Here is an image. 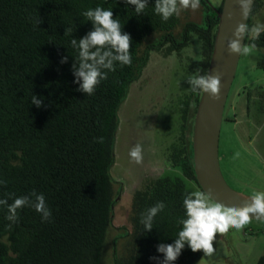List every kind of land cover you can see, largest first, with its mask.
I'll use <instances>...</instances> for the list:
<instances>
[{
    "label": "trees",
    "instance_id": "1",
    "mask_svg": "<svg viewBox=\"0 0 264 264\" xmlns=\"http://www.w3.org/2000/svg\"><path fill=\"white\" fill-rule=\"evenodd\" d=\"M200 2L201 21L178 29L177 16L163 22L155 13L156 0H146L139 13L126 0H0V180L6 182L0 184V199L11 204L27 195L34 200L30 193L35 190L52 213L50 221L42 222L39 213L24 207L9 229L7 205H0V264H99L117 194L109 169L118 107L150 51L179 52L192 34L201 54L194 78L205 75L217 18L207 0ZM98 6L112 10L121 34L129 35L132 63L121 67L115 62L114 72L101 68L108 78L87 95L78 90L83 83L74 75L79 49L71 40L78 44L94 30L82 13ZM260 7L261 1L254 0L250 16ZM249 18L243 45L264 48V31L253 40ZM192 87L178 102L179 130L167 147L169 163L180 172L146 178L132 193L129 227L120 244L118 236L112 242V264H164L158 246L178 239L179 221L186 218L183 198L190 192L185 181L197 184L189 135L201 90L193 93ZM258 95L262 111L264 93ZM33 96L41 107L32 103ZM158 201L166 207L148 231L141 221ZM202 254L185 243L170 264H196ZM254 264H264V253Z\"/></svg>",
    "mask_w": 264,
    "mask_h": 264
},
{
    "label": "rangeland",
    "instance_id": "2",
    "mask_svg": "<svg viewBox=\"0 0 264 264\" xmlns=\"http://www.w3.org/2000/svg\"><path fill=\"white\" fill-rule=\"evenodd\" d=\"M260 1L259 11L249 18V33L253 26L264 25V0ZM207 2L212 9L220 3L219 0ZM200 9L201 6L197 11L190 8L181 9L177 28L186 22L199 23L203 14ZM200 58V41L192 34L187 45L179 52L164 54L163 50L150 51L139 76L128 86L126 97L117 110L114 160L109 169L117 194L112 204L110 226L99 264H112V242L118 236L116 243L120 244L125 229L129 227L131 196L140 187L142 180L180 172L178 167L169 163L167 147L177 136L178 102L191 87L190 79L195 77ZM261 65H264V48L256 47L248 56L239 55L224 103V111L227 109L230 95L233 92H241V79L242 83L246 84V89L257 83H264ZM262 100L264 106V99ZM259 101L258 95L257 102ZM239 110L241 111L240 108ZM258 124L255 132L260 127V120ZM239 128L252 133L251 127L244 128L243 123L234 124L233 127L225 123L220 125L219 166L231 188L246 195H253L257 191H264V178L259 181V177L264 176V167L256 157V143L247 145L246 139L240 135ZM261 136L264 137V128L261 130ZM137 143L143 147V161L140 164L133 162L129 156L131 148ZM242 181L247 185L244 186ZM185 183L189 191H200L193 181ZM213 246L216 248L215 254L206 257L203 253L196 264H254L257 257L264 253V220L252 219L240 231L233 228L227 235L217 234ZM116 249L118 250V247Z\"/></svg>",
    "mask_w": 264,
    "mask_h": 264
},
{
    "label": "clouds",
    "instance_id": "3",
    "mask_svg": "<svg viewBox=\"0 0 264 264\" xmlns=\"http://www.w3.org/2000/svg\"><path fill=\"white\" fill-rule=\"evenodd\" d=\"M126 2L136 5L137 13L146 8V0H126ZM237 3L240 6L242 18L247 21L252 8V0H237ZM200 6V0H156L155 13L161 16L163 22H167L173 16L178 17L181 9L190 8L192 11H197ZM82 15L93 22L94 30L80 39L78 44L75 39L71 40L72 47L79 49V68L74 72V75L77 77V82L83 81L78 90L87 95H93L101 81L108 78V72L116 70L115 62H118L121 67L131 66L130 37L127 34H121V24L119 20L113 19L112 10L98 6L84 11ZM71 31V28L67 29L66 35ZM262 31H264V25L253 26L251 28L253 40L258 39ZM246 32H248V24L239 23L233 32L235 39L228 41L230 54L239 53L241 56H248L256 49L255 43L241 45L240 38ZM193 38L196 39V37ZM66 61L67 57H64L61 63ZM73 67L75 68V65ZM101 68L107 69L108 72H102ZM190 83L193 85L191 89L193 93H196V89L199 87L201 92L208 93L211 99L219 100L221 88L219 74L191 78ZM32 103L38 108L41 107V102L35 96L32 97ZM97 142L103 143V137L97 138ZM129 156L133 162L142 163V145L137 143L132 147ZM5 183L0 180V184ZM11 195L9 194V196ZM30 195L34 197V200H30L26 195L15 198L11 204L7 199H0V205H7L6 219L10 222L7 225L9 229L18 222L19 210L24 207H31L39 213L42 222L50 221L52 213L45 196L35 190ZM250 198L251 202L246 203L243 207H228L222 203L214 202L210 193L206 191L188 192L183 198L186 218L179 221L182 224V229L178 232V239L174 244L158 246L157 250L165 255L164 264L175 261L185 243L193 252L202 251L204 256L212 257L216 252L213 242L216 240L217 234L227 235L233 228L240 231L252 221L253 216L264 218V191H257ZM165 207L164 202L158 201L148 210L147 215L141 221L146 230H151L153 217L162 212Z\"/></svg>",
    "mask_w": 264,
    "mask_h": 264
},
{
    "label": "water",
    "instance_id": "4",
    "mask_svg": "<svg viewBox=\"0 0 264 264\" xmlns=\"http://www.w3.org/2000/svg\"><path fill=\"white\" fill-rule=\"evenodd\" d=\"M252 0V4H253ZM217 18L213 43L205 75L221 77L219 100L200 91L190 132L191 162L194 179L200 191L210 193L214 202L228 207H243L251 202V195L231 188L225 181L218 160L219 130L224 112V103L233 79L239 53L230 54L228 41L235 39L233 32L239 23H246L241 16L237 0H222L219 10L213 9ZM244 44V35L240 38ZM264 220V218H255Z\"/></svg>",
    "mask_w": 264,
    "mask_h": 264
},
{
    "label": "crops",
    "instance_id": "5",
    "mask_svg": "<svg viewBox=\"0 0 264 264\" xmlns=\"http://www.w3.org/2000/svg\"><path fill=\"white\" fill-rule=\"evenodd\" d=\"M219 2H221V0H219ZM260 67H262L264 72V65H261ZM241 80L239 81V84L241 85L242 90L241 92H233L228 98L227 109L223 112L221 124H230V126L233 127L234 124L243 123L244 128L246 126L251 127V134L249 131H245L239 128L240 135L246 139L247 145L256 143V157L263 163L264 167V137L261 136V130L264 128V117H262L264 115V106L262 111H259L257 102L259 92L264 93V83H257L253 85L250 89H246V84H243ZM239 108L241 109V111L239 110ZM229 111L230 114H228ZM259 120L260 127L258 131L255 132V129L259 125ZM256 174L258 175L259 171H257ZM262 178H264V176H261V178L259 177L260 182ZM241 183H243L244 186L247 185V183L243 181Z\"/></svg>",
    "mask_w": 264,
    "mask_h": 264
}]
</instances>
